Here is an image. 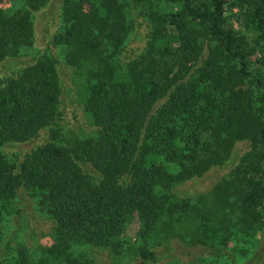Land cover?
I'll return each instance as SVG.
<instances>
[{
	"label": "trees",
	"instance_id": "16d2710c",
	"mask_svg": "<svg viewBox=\"0 0 264 264\" xmlns=\"http://www.w3.org/2000/svg\"><path fill=\"white\" fill-rule=\"evenodd\" d=\"M10 0H7L9 2ZM48 0H0V60L33 40L32 13ZM61 0L47 47L0 82V264H89L103 249L116 263L153 264L156 241L174 228L214 253L226 229L202 194L178 187L247 148L208 189L231 199L237 224L264 226V0ZM145 7L142 51L123 63L130 6ZM57 50L70 67L87 125L63 132ZM17 55V54H16ZM24 152L10 148L35 140ZM19 190L51 226L36 252L11 247L3 222ZM136 217L135 246L120 234Z\"/></svg>",
	"mask_w": 264,
	"mask_h": 264
},
{
	"label": "rangeland",
	"instance_id": "374dc122",
	"mask_svg": "<svg viewBox=\"0 0 264 264\" xmlns=\"http://www.w3.org/2000/svg\"><path fill=\"white\" fill-rule=\"evenodd\" d=\"M157 7L165 11L167 4L159 0H151ZM5 12L9 13L23 8L21 0H2ZM61 0H48L39 10L32 13L33 40L30 49L23 48L7 58L0 60V82L15 74L20 68L31 62L37 53L47 47L48 40L59 25V12ZM145 7L141 4L130 6L128 12V33L117 52V58L123 63L139 54L145 42L147 33V18ZM54 55L56 70L61 83V119L65 135L80 138L87 131V125L80 110L74 88L70 78V67L63 64L60 57H57V50H48ZM43 139L40 134L35 140L19 144L10 148V151L24 152L31 146L40 143ZM246 140L235 141L230 148L229 161L221 166L209 168L202 176L187 181L180 185L178 192L181 195L189 196L196 192H202L191 198L194 202L201 196V202L210 214L212 220L226 229L223 233L222 242H214L221 248V253L211 252L209 249L193 243L190 238L178 234L174 228L163 230L157 238L156 260L153 264H264V226L259 230L241 228L235 219L233 203L231 199L222 200L219 195L211 193L208 189L219 180L230 168L233 160L246 150ZM14 213L7 221L3 222L6 234L11 235V247L24 246L29 252H36L50 237V222L44 213L39 211L32 198H29L24 191L19 190L14 199ZM138 221L134 217L123 229L120 238L124 242L123 248L138 244L136 237ZM89 264H118L114 262L105 250H95L90 254ZM133 256L124 257L119 264H134Z\"/></svg>",
	"mask_w": 264,
	"mask_h": 264
}]
</instances>
